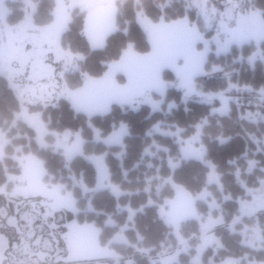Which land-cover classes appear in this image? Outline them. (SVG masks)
I'll list each match as a JSON object with an SVG mask.
<instances>
[{
	"label": "trees",
	"instance_id": "1",
	"mask_svg": "<svg viewBox=\"0 0 264 264\" xmlns=\"http://www.w3.org/2000/svg\"><path fill=\"white\" fill-rule=\"evenodd\" d=\"M34 1L37 7L32 16L33 27L51 25L55 0ZM7 5L12 9L7 19L10 23H19L24 17L23 3L8 1ZM240 5L242 10L249 8V11L259 12L264 20V0H241ZM138 9L154 21L183 17L194 21L196 18L194 9L187 8L184 0H117V30L108 35L102 48L94 49L84 32L85 12L74 7L60 42L62 49L83 56L79 70L73 75H80L82 80L86 74L102 75L108 63L122 57L129 44L138 53L151 50L147 34L137 21ZM204 67L207 73L195 79V86L206 91L227 89L230 112L225 116L210 115L209 104L194 99L183 101L177 88H167L164 103L157 110L146 104L138 110H127L120 104H113L105 114L89 115L74 108L63 95H57L44 106L30 107L33 108L31 111L40 113L48 131L79 132L83 154H78L68 163L52 146L38 148L33 129L21 120H14V114L20 111L19 101L8 79L0 74V127L8 140L4 145L5 157L0 160V185L6 180L5 170L18 171L13 155H19L20 150H15L19 145L23 146L24 153H34L42 160L47 184L62 183L68 187L72 174L81 177L91 190L87 195L91 197L93 211H88L86 197L75 189L79 212L75 217L70 215L71 220L77 218L79 224L93 223L100 227L103 231L99 236L101 244H109L121 257L122 264L127 260L130 264H151V258L163 245L172 242L176 248V236L160 216L159 209L160 205L169 208V204L166 206L163 202L174 199L178 188H181L194 199L196 208L195 217L178 224L180 234L187 242H199L201 221L208 218L220 220L219 226L212 230L220 247L218 250L208 247L203 253V262H208L210 256L216 262L228 257L239 260L240 264L264 261V249L256 250L243 244L239 233L244 223L257 222L264 235V212L241 222L235 221L237 200L245 197L246 185L257 187L260 179L264 178V151L260 152L256 143L246 139L249 133H254L258 139L264 136V39L232 45L229 51L220 54H216L212 46ZM162 78L165 81L174 79L167 70L162 71ZM169 102H174L175 107L167 112ZM253 115L262 120L256 121ZM205 116L209 123L203 126L201 138L207 148L206 159L214 166V173L202 161L179 159L180 143L174 138L177 135L154 130L157 124L172 130L178 128V135L186 138L195 132L194 126ZM7 121H14L13 125L10 123L4 128ZM119 129L124 134L121 143L107 144L97 139V136L104 139L113 136ZM51 137L50 134L45 136L46 140ZM101 154L104 155L111 185L94 190L96 163L88 156ZM252 160L256 161V166L249 169ZM212 173L219 176L220 186L210 182L214 180L210 178ZM114 188L118 195L114 194ZM110 214H117L119 218L116 220L118 225L113 228L104 224ZM129 217L132 221H127ZM123 224L129 227L125 231L127 242L121 245L112 243L111 237L105 233L113 236L122 230L119 227ZM180 259L181 264H188L189 259L184 253Z\"/></svg>",
	"mask_w": 264,
	"mask_h": 264
},
{
	"label": "rangeland",
	"instance_id": "2",
	"mask_svg": "<svg viewBox=\"0 0 264 264\" xmlns=\"http://www.w3.org/2000/svg\"><path fill=\"white\" fill-rule=\"evenodd\" d=\"M8 1L23 3L24 17L17 24L10 23V20L7 19L12 12V9L7 5ZM138 1L136 0V2ZM184 1L187 8L189 6L194 9L196 13L194 21L188 17L169 21H154L147 17L143 10L138 9L137 21L147 34L151 50L147 53H138L134 51L132 44H129L122 57L108 63V68L102 75L90 76L84 73L86 75L82 80L80 75L76 76L73 73L76 74L75 71L79 70L83 56L72 53L69 49H62L60 44L61 35L59 34H62V30L65 31L70 18L67 9L69 8L71 11L72 8L78 7L80 11L85 12L84 18L86 19L88 13L85 10L87 9L82 8L81 3L111 5L112 13H114L112 16L116 22L117 0H62L67 18L62 21V26L59 27L58 31L56 26L61 24V0H55L52 24L35 28L32 24V16L37 7L36 1L0 0V74L8 79V84L19 101L20 111L14 114V120H21L33 129L35 132L34 140L38 148L52 146L55 151L63 155L68 163L78 154H83V140L79 132L56 133L48 131L46 124L41 120L40 113L31 111L33 108H30L50 103L65 89L67 92L63 96L71 101L74 108L89 115L105 114L109 112L113 104H120L127 110H138L144 104L149 105L152 110L161 109L167 88L179 89L183 101L194 99L211 105L210 115L217 117L227 115L230 112V98L226 95L227 89L206 91L195 86V79L206 75L207 70L204 65L212 46L214 52L220 54L229 51L232 45L263 40L264 20L259 12L249 11V8L242 10L241 0H206L204 8L207 12V19L204 12L193 3V0ZM165 4L168 5V2ZM102 21L104 22L103 19ZM185 21L187 29L194 28L203 38L194 42L197 53L205 52V41L207 42L202 72L193 77L195 90L187 96L185 95L187 89L180 86V78L177 74V69L185 66V55L179 54L175 57V67L168 63H160L161 57L184 45L186 33L177 30V25ZM111 22H113V18H110ZM116 30L115 24L112 33ZM44 31H47L48 38L44 36ZM47 39L51 41V44L45 46L43 41ZM230 40L232 42L227 43ZM91 47L98 49L92 45ZM58 50L61 55H58ZM129 51L133 55L129 56ZM154 51H157L155 56L153 55ZM69 57H71L70 61ZM158 64L160 65L158 69L159 81L163 88L154 83L153 74ZM165 70L171 72L174 79L163 80L162 71ZM130 83L131 87H129ZM79 84L80 87L76 88ZM68 93L75 94V97L68 95ZM122 95L125 98H121ZM172 107H175V103L169 102L166 111H170ZM253 116H255L256 121L262 120L261 117ZM34 117H38V119H33ZM13 122H4V128L10 123L13 125ZM208 123V117L205 116L194 126L195 132L186 138H181L178 135L180 132L178 128L172 130L157 124L154 130L177 135L174 138H176V142L180 143L179 159L193 158L202 161L214 173V166L206 159L207 148L202 144L201 138L203 126ZM121 131L119 129L113 133V136L106 139L98 136L97 139L103 140L107 144L121 143L124 134L119 136L118 141L114 139L116 134L121 133ZM5 133L4 129L0 127L1 161L5 157L4 145L8 141ZM47 134L52 136L48 140L45 138ZM26 137L27 140H30V137ZM246 139L251 143H256L260 152L264 151V136L262 139H258L254 133H249ZM74 145H78V148H74ZM15 150H20L19 155L18 153L13 155V159L18 164V171L5 170L6 180L0 185V189H2L0 191V264H122L121 257L115 253L116 251L109 244H101L99 236L103 231L100 227L93 223L79 224L77 218L71 220L73 218L70 215L75 217L79 212L74 195L75 189H78L82 197H86L85 205L89 207H87L88 211L92 210L91 197L87 195L91 190L82 182V178H77L72 174V180L68 184L69 188L62 183L47 184L42 160L34 153H24L22 145L16 146ZM88 158L96 163L97 182L94 190L109 188L111 181L104 163V155L88 156ZM97 161H102L107 179L102 180V172L97 167ZM175 163L177 164V162ZM254 166H256V161L252 160L249 169ZM213 173L210 174V178L214 180H210V182L220 186L219 176ZM41 186L47 192L59 188L61 196L71 194L76 211L70 208H61L53 215L47 216L48 208L46 205L52 201L48 196L42 194ZM245 189V197L237 200L238 213L235 218L237 222L264 212V178L260 179L259 186L250 187L246 185ZM113 192L118 195L116 191ZM163 203H166V206L169 204V208L168 206L163 208L164 205H160L159 213L165 223L172 228L176 236L177 246L174 248L175 244L172 242L163 245L158 253L151 258V264H181V253H184L189 259L187 260L188 264H240L239 260L231 257L216 262L213 256H210L208 262H203V253L208 247L217 250L220 247L219 239L214 237L212 232L220 224V220L217 218L201 221V235L197 244L187 242L181 236L178 228L179 222L196 216L194 199L184 190L178 188L174 199L169 202L166 200ZM116 215L110 214L104 224L109 228L118 225ZM131 215L129 213V216ZM127 221H132L131 217ZM124 225H121L119 228L122 230L115 232L116 234L113 236L105 233L111 237L112 243L121 245L127 242L125 231L129 227H124ZM232 231L234 230L232 229ZM239 233L242 236L243 244L256 250L264 249V235L257 222L244 223ZM69 234H71L72 249L69 247V241L65 239ZM98 249H107V254H100ZM73 250L75 258L69 260ZM191 251L193 252L191 253ZM126 264H130V261L127 260ZM248 264H264V261H248Z\"/></svg>",
	"mask_w": 264,
	"mask_h": 264
},
{
	"label": "snow or ice",
	"instance_id": "3",
	"mask_svg": "<svg viewBox=\"0 0 264 264\" xmlns=\"http://www.w3.org/2000/svg\"><path fill=\"white\" fill-rule=\"evenodd\" d=\"M193 3L197 7H199L202 12H204L205 18L207 19L208 18L207 12L204 8V4L206 3V0H193ZM80 6L88 10L89 26L87 27L86 32L93 38L94 43L99 44L100 41L98 39H95V37L93 36V25L98 20V18L102 16L106 25L109 27L111 26L110 25V17L112 13L111 5H107V6L94 5L91 3L83 2L80 4ZM60 13H61L60 15L61 24L56 26L57 31L59 27L62 26V21L66 20L67 18L66 11L63 9L62 0H61V5H60ZM177 30L183 31L184 33H186V39H185L184 45L180 48L172 50L166 56L161 57L160 63H168L170 66L175 67V57L179 54L185 55L186 57L185 66L183 68L177 69V74L180 78V86L182 88L187 89V92L185 93V95L187 96V95H190L195 90L194 85H193V77L199 74L200 72H202L204 56H205V53L207 52V42L205 41V52L197 53L194 48V42L196 40L203 39L199 35V33L194 28L187 29L186 21L180 22V24L177 25ZM234 38L236 37L234 36ZM231 42L232 41L230 40L227 43H231ZM58 55H61L59 53V50H58ZM128 55L131 56L133 55V53L129 51ZM153 55L154 56L157 55V51H154ZM70 60H71V57H69V61ZM159 66L160 65L158 64L156 67V70L154 71L153 78H154V83L156 84V86L163 88V85L160 83L159 76H158ZM129 87H131V83ZM42 92H43V89H42ZM66 92L67 90L65 89L64 91L60 93V95H64ZM68 95L75 97V94H72V93H68ZM121 98H125V97L122 95ZM33 119H38V117H34ZM122 134H123V130L121 131V133L116 134L114 139L118 141L119 136ZM74 148H78V145H74ZM97 167L101 169L102 180L107 179L106 171L103 168L102 161H97ZM41 190H42V194L48 196L49 199L52 201V203L46 205V207L48 208V211L46 213L47 216L53 215L54 212H56L57 210L61 208H70L71 210L76 211L75 202L72 200L71 194L61 196L59 194L60 193L59 188L53 189L52 192H47V190L44 189L43 186H41ZM0 191H2V189H0ZM114 191H116L115 188H114ZM65 239L69 241V247L70 249H72L71 234H69V236H66ZM98 251L102 255L107 254V249H98ZM74 258H75V252L73 250V254L69 256V260H72Z\"/></svg>",
	"mask_w": 264,
	"mask_h": 264
},
{
	"label": "crops",
	"instance_id": "4",
	"mask_svg": "<svg viewBox=\"0 0 264 264\" xmlns=\"http://www.w3.org/2000/svg\"><path fill=\"white\" fill-rule=\"evenodd\" d=\"M85 11H87V13H88V10H85ZM67 13L70 14L69 8L67 9ZM112 14H114V13H111V17L110 18H113V22L110 23V25H111L110 27L107 26L106 23L102 21V19H103L102 16L100 18H98V20L93 25V36L95 37V39H98L100 41L99 44L101 46L99 44L94 43L93 42V38L86 32V29L89 26V17H88V15L86 16L84 32H85V35L87 36V38L89 39L90 44L93 47H95V48L102 47V45H104V43H105L106 38L108 37V35H110L113 32L112 30H113V28H115L116 22H115V18L112 16ZM67 22H68V20L66 21V24H67ZM47 28H50V27H47ZM62 31H61V33H62ZM43 34H44V36H47V31H44ZM59 35H61V34H59ZM48 37L49 36H47V38ZM43 44L45 46L46 45H50L51 44V41H48V39H47V40L43 41ZM85 228H88V227H85Z\"/></svg>",
	"mask_w": 264,
	"mask_h": 264
}]
</instances>
